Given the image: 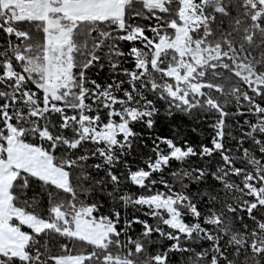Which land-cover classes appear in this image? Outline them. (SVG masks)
<instances>
[{
	"label": "snow or ice",
	"instance_id": "6c2138e0",
	"mask_svg": "<svg viewBox=\"0 0 264 264\" xmlns=\"http://www.w3.org/2000/svg\"><path fill=\"white\" fill-rule=\"evenodd\" d=\"M0 264H264V0H0Z\"/></svg>",
	"mask_w": 264,
	"mask_h": 264
}]
</instances>
